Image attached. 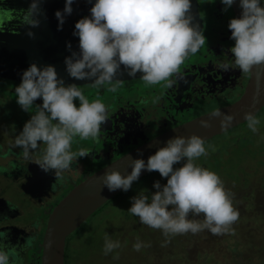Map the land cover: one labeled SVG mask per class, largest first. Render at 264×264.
I'll list each match as a JSON object with an SVG mask.
<instances>
[{"label": "clouds", "instance_id": "9594fccd", "mask_svg": "<svg viewBox=\"0 0 264 264\" xmlns=\"http://www.w3.org/2000/svg\"><path fill=\"white\" fill-rule=\"evenodd\" d=\"M39 2L34 0L29 10L21 14L22 23L39 26L40 21L36 19ZM221 2L230 8L235 0ZM73 3L74 0H66L64 13H72ZM191 7V0H96L91 17L75 25L74 35L79 37L80 52L66 58L67 72L77 80H93L94 87L111 85L107 91L116 92L123 83L117 79L123 65L131 77L143 73L141 79L147 86L171 88L175 83L173 77L180 73L187 58L197 54L206 42L199 26L192 24ZM240 7L241 18L231 19L228 25L231 39L235 41L230 51L234 68L247 74L254 66L264 65V6L261 0H240ZM64 13L56 12L61 30ZM234 68L222 65L225 72ZM15 94L25 112L31 113L38 99L43 101L14 138L13 147L22 149L26 160L38 152L40 158L33 163L45 172L55 170L58 179L62 178L78 158L90 154L86 149L72 151L76 138L99 142L101 126L108 120V108L99 98L90 101L81 87L65 86L55 67L46 66L41 70L36 64L31 65L24 71ZM212 116L222 117L223 130L231 128L235 120L233 115L221 111L213 112ZM244 119L253 133L259 131L261 121L255 114L245 113ZM200 123L204 128L211 127L207 121ZM207 155L203 138L197 135L175 137L150 156L147 163L143 159L134 160L130 165L133 170L127 177L118 170L106 172L103 184L110 191L127 192L143 170L159 172L167 179V184L162 186L156 181L155 193L148 195L144 190L133 197L128 209L131 215L138 217L141 224L162 231L166 238L204 230L224 235L232 231L240 213L234 207L233 194L220 176L196 163ZM181 162H184L182 167L174 168ZM201 215L202 220L190 219V216ZM150 246L138 239L133 248L140 251ZM120 247L119 241L105 234V255ZM9 250L14 252L17 247L0 242V264H11ZM118 258V255L114 257Z\"/></svg>", "mask_w": 264, "mask_h": 264}, {"label": "flooded vegetation", "instance_id": "af4514ba", "mask_svg": "<svg viewBox=\"0 0 264 264\" xmlns=\"http://www.w3.org/2000/svg\"><path fill=\"white\" fill-rule=\"evenodd\" d=\"M197 1L200 6V16L203 19L204 27L202 32L206 37V42L197 54L190 55L187 58L189 59V62H187L186 65V62H184L181 66L180 73L176 76L179 80H177L176 77H173L175 83L171 88L156 85V91H153L152 94L149 93L143 97L142 101L145 106H140L134 98L130 96L117 97L118 95L116 92L123 89H125L128 93L134 92V89H138L139 91L143 89V87L142 85H137L135 81H139L141 84H144L142 79L123 81L120 86L123 89L121 88L114 92L116 99L112 103H107L104 99L106 96L105 92L109 94V91L102 90L104 86H79L86 97L89 93L86 90L91 87L96 89L94 90L95 94L98 95V92L102 93V96L100 97L98 95L97 98H99L108 108V120L101 126L99 142L93 139L84 140L87 145L83 147V149H86L90 153L85 158L91 162V166L95 167L94 172L124 156L144 142L156 138L168 130L189 120L202 116L206 114L205 112L209 113L218 108L227 106L243 94L246 83L249 79V73L243 76H241L240 73L239 75L244 78L239 77V80L234 76L232 78H228V75H225V73L223 74L222 68L220 69L219 65H216L221 62L214 57L216 52L220 54L222 51H219L218 48H214L213 50L210 49L213 45L211 40L213 35L216 34L218 38H221L219 39L220 41L228 43L229 47L227 52L229 55L227 57L229 58L227 59V63L229 65H234V56L230 49L235 46V41L231 39L232 33L228 27L230 20L235 18L232 6L227 8L221 0H219V2L222 8L216 6L217 0ZM261 2L262 6H264V0H261ZM204 4L207 5V7H203ZM226 8L227 10H225ZM204 9H209L210 20L202 15V13H205ZM11 13L12 12L7 9H0V23L2 21L8 22L12 18ZM204 63L211 65L212 67H209L207 70L199 71L204 66ZM215 66H217L216 69ZM237 70L240 71L239 69ZM206 77L211 79L214 85L218 87L217 99L214 101V104L217 106H209L211 104L210 98L209 100H205L204 98L202 99L201 97L191 98L195 94L200 95L199 93L202 92L213 91L212 86ZM108 86L111 87V85ZM189 92H191V94H189ZM200 96L203 97L204 95ZM13 100L10 101L8 98L6 105L0 109V122L3 125L0 127V167L1 165L7 167L10 161H12L15 166L19 165V161H30L29 163H25L20 166L19 171L23 173L24 168L28 169L29 167H32L33 169H36L37 167H40L32 162L39 159V157L35 156L32 157L31 160H26L23 157H19L22 154V150L20 148L13 147L14 138L17 136L16 124L13 123V128H9L7 121L4 119L6 116L10 119L16 113V109L18 107L15 104H12ZM89 100L92 101L91 99ZM157 102H159L160 105L157 106L156 111L149 110V108L153 106L152 104H156ZM35 105L42 106V99L35 101ZM76 105L79 107V103L76 102ZM193 109L196 111L190 113ZM22 112L19 113L17 119L15 120V122H18V134L22 132L19 128L28 122L26 115ZM197 113L200 115L193 118L191 117L192 114L195 116ZM155 114H160V116ZM103 154H106L105 158L102 156ZM7 155H9V157L5 159ZM91 166L86 169H89ZM84 167L85 165L82 162L77 161L72 165V169L70 171L73 172L75 170H81L84 169ZM53 171L55 173V170ZM89 172H91V170ZM55 181H58V179H50L47 183L40 185L36 184L32 188L34 196H36L35 200H40L43 204L47 203L44 209H38L35 202L27 200H22V202L18 205L11 204V206L7 199L3 198V202L0 200V242L12 247H17V250L14 252L9 250L11 264H42L41 243L44 234L41 236V233L43 230L45 231L49 212H51L65 196V194H62L63 187L56 189L52 187ZM69 181L72 182V185L77 183V181L72 177H69ZM42 199L44 201H42ZM246 199H248V197ZM11 207H13V210L17 209L22 212L25 210L28 212H38L41 210L40 214L44 217V223L40 224L41 220L39 219L38 225H36L37 228L35 225L32 226L30 232L21 237L20 231L21 229H24L25 222L20 221L19 225L16 224L17 217H14L15 213H10V211H12ZM245 208H248V205ZM244 214H248L247 210L244 211ZM227 249H229V246ZM254 264H264V261H259Z\"/></svg>", "mask_w": 264, "mask_h": 264}, {"label": "water", "instance_id": "95a60500", "mask_svg": "<svg viewBox=\"0 0 264 264\" xmlns=\"http://www.w3.org/2000/svg\"><path fill=\"white\" fill-rule=\"evenodd\" d=\"M33 2L34 0H0V9L12 12V18L8 22L0 23V78L22 82L24 71L36 64L41 70L46 66L55 67L58 78L64 80L65 86L91 85L93 80L72 78L66 70L65 60L71 57L73 52H80L79 37L74 35L75 25L81 19L91 17V8L96 0H91V2L90 0H74L71 6L73 11L70 15L64 13L66 0H40L39 14L36 16V19L40 21L38 27H32L21 21V14L26 13ZM191 4L192 24L193 26L198 25L199 30L203 31L204 24L199 12V3L197 0H191ZM232 9L235 18H241L243 10L240 7V0H235ZM57 11L64 13L62 30L60 21L56 17ZM29 33L33 35L30 36ZM69 44L71 48L68 47ZM142 75L143 73H137L135 77H131L128 75V70L122 65L117 79L130 81L141 79ZM176 79L179 80L177 77ZM263 109L264 65H260L254 66L249 72V79L243 94L231 104L189 120L144 142L124 156L73 184L71 190L49 212L41 243L42 264H65L69 236L123 191L122 189L110 191L103 184L106 172L118 170L124 177H127L133 170L130 165L134 160L143 159L147 163L148 158L160 148L167 146L170 139L197 135L206 142L245 124V113L251 112L258 116ZM215 111L233 115L235 120L232 127L223 130L220 123L222 117L212 116ZM202 120L207 121L211 127H202L200 123ZM149 173L151 172L143 170L139 179Z\"/></svg>", "mask_w": 264, "mask_h": 264}, {"label": "rangeland", "instance_id": "374dc122", "mask_svg": "<svg viewBox=\"0 0 264 264\" xmlns=\"http://www.w3.org/2000/svg\"><path fill=\"white\" fill-rule=\"evenodd\" d=\"M216 6L221 7L219 0L216 1ZM203 7H207V5L204 4ZM204 11L207 15L205 13H202V15L204 17H207L208 20H210L209 9H204ZM207 25H208V21H207ZM219 39H221V38H218V36L216 34L213 35V38L211 40V43H213V45L210 47V49L213 50L214 48H218L219 51H222V53H220V54H218V52H216L214 54V57L219 62H221L220 64H216V65H219V67L221 69L222 65H223V61H224V64H228L227 59L229 57H227V56L229 54L227 52V49H228L229 45H228V43L222 42ZM185 62H186L185 63V65H186L187 62H189V59H187ZM232 66L234 68V65H232ZM209 67H212V66L204 63V66L199 71L207 70ZM216 68H217V66H215V69ZM224 73H225V75H228L227 76L228 78H232L234 76L238 80H239V77L244 78L241 76L245 75L235 68L230 69L227 72L223 71V74ZM240 73H241V76L239 75ZM201 75H202V73H201ZM206 78L209 81L210 85L212 86L213 91L199 93L200 95H204L203 97L198 95V94H195L191 98L201 97L202 99L204 98L205 100H209V98H210L211 104L209 106L213 107V105L214 106L216 105V104H214V101H216V99H217L218 87H216L214 85V83L211 81V79H209L208 77H206ZM135 83H137V85H142L143 89H141L139 91H138V89H134L135 90L134 92L128 93L125 91V89H123L122 87H119L118 90L121 88L123 90H120V91L117 90L118 91V92H116V94L118 95L117 97H119V96H122V97L130 96V97L134 98L135 101H137L140 106H145V104L142 101L143 97L148 95L149 93L152 94L153 91H156L157 90L156 85L155 86H147L145 83H144L145 84L144 85V84H141L139 81H135ZM19 85L20 84H18V86ZM12 87L16 88L17 83L1 82L0 94L2 96L4 94V97L0 98V109L6 105L8 98L10 101H11V99L14 98V100L12 101V104H15L18 107L16 109V113L10 119L7 118V116L4 119L7 121L9 128H13V123L16 124V130H17L16 135L18 136L19 135L18 134V122H15V120L17 119L19 113L24 111V110L17 103V96L15 94V89H13ZM108 87L109 86L106 85L103 87L102 90H107ZM2 89L3 90L9 89L10 91L4 93L2 91ZM94 90H96V89H94L92 87L86 90L87 92H89L87 95L88 99L94 100L98 97V95L100 97L102 96V93H100V92H98V95L95 94ZM109 94L107 92H105L106 96L104 99L106 100L107 103H112L116 99V95L114 94V92H112V93L109 92ZM189 94H191V92H189ZM76 102L79 103V100H76L75 103ZM42 103H43V101H42ZM40 104H41V102H40ZM34 105H35V103H34ZM152 105L153 106H151L149 108V110L156 111V108H157V106L160 105V103L157 102L156 104L153 103ZM35 106L30 110L31 113L25 112V111L22 112L24 115H26L28 121L31 119V115L35 114V111H36ZM194 111H196V110L193 109L190 111V113H193ZM206 111H208V110H206ZM205 113H207V112H205ZM155 115L160 116V114H155ZM199 115H200L199 113H197L195 116H194V114H192L191 117L193 118V117H197ZM260 115H264V109ZM257 118H259V116ZM0 119H1V117H0ZM21 123H23V122H21ZM24 125L25 124H23L19 129L23 131ZM2 126L3 125L0 122V127H2ZM249 133H250V129L246 126V124L239 126V128H236V129L233 128L231 130L226 131L221 136L219 135L218 137L215 138L216 140L214 143L219 144L220 146L216 147L214 149V152L208 153V155L206 157H200L196 161V163H198L202 160L203 161L205 160L206 162H208V164L205 163V165L208 166V167L206 166V168H208V169L213 168V167H217V172L219 173L220 178L224 182L226 189H228L233 194V202H234V207L236 209H243L247 205H249L250 199L249 198L246 199V198L251 193L249 185L254 184L253 180H255V178L253 179V177H252V179H251L250 177H248L246 175L243 177L241 176L240 183L237 184L234 181L233 175H231V174L233 172L236 174L240 171V169L238 167H236V165L241 166L243 168V170L246 169L247 168L246 165L249 166L252 163L250 155H257L259 152L256 151L253 153L251 151V149H249V151H251V154H248V152L245 153L244 158H241V156H239V155L233 156V158L231 159V162H229V165H226V166H210L209 164H212L213 160H215V159H212L213 155L219 157L220 153H222V155L224 154V151H223V150H225L224 145H228V143H230L231 145H234V146L238 145V147H246L247 142L245 140L248 139ZM256 133L259 134L256 136L257 140H258V141H256V143L260 146L261 145L264 146V127ZM84 142H85L84 140H80L79 138H76L73 142V145H72V151L76 152V151H79L80 149H82L86 145V143H84ZM216 144H215V146H216ZM215 146H213V147H215ZM249 148H251V147L249 146ZM263 153H264V151H263ZM105 155L106 154H103L102 156L105 158ZM15 156L18 157L17 155H15ZM35 156H38L40 158L38 152L36 154H34L32 157H35ZM8 157H9V155H7L5 157V159H7ZM19 157H23L22 154ZM77 161H80L85 165L84 169L75 170L73 172L65 171L62 174V178H59V179L53 170L45 172L44 170L41 169V167H37L36 169H33L32 167H29L28 169L24 168L23 173L21 171H19L21 165H24L25 163H29L30 161H25V162L19 161L18 166H15L12 163V161H10V163L7 167H4L1 165V167H0V200H1V202H3L2 200L7 199L10 202V206H11V204L18 205L19 203L22 202V200H27V201L35 202L37 204L36 207L38 209H40V208L44 209L45 205L47 203L43 204V202H41L40 200H35L36 196H34L32 188L36 184L37 185L45 184L50 179H52V180L58 179V181H55L53 184L54 189L59 188V187H61V188L63 187V193L62 192L61 193L63 195L64 194L66 195L72 188V182L69 181V177H72L77 182H79L85 176L92 174L95 170V167L91 166V162H89L85 157L78 158ZM32 162H34V161H32ZM183 163L184 162H181L180 164L174 165V168L182 167ZM89 166H91V167L89 169H86ZM90 170H91V172H89ZM229 175H231V179L224 181V178L226 176H229ZM256 177L259 178V174L256 175ZM263 178H264V173H263ZM156 181H159L162 186L167 184V179L161 177L159 172H152V173L148 174L147 176H145L144 178L139 179L136 183H134L132 185V188L129 191L122 192L116 199H114V201L107 203L101 209H99L84 224L86 228L83 225L85 234H87V231L89 234L92 233V229H90L91 227H94L95 230L93 231V233L91 235H87L86 237H85L84 232H83L82 234L78 235L76 238H73L72 244H74V247H77V250L85 247L86 252L91 253L93 250L94 243H95V237H96V230L97 229H99L102 233V234L98 235V240H97V243H99L100 247H102L104 240H105V233L107 232V230L111 231L114 229H118L117 227L121 223L120 222L121 213H123L124 210H127L132 206V203H131L132 198L139 195V193L141 191H144V190H147L146 194H148V195L155 193L156 189L153 187V185ZM42 201H44V200L42 199ZM11 209H12V211H10V213H15L14 217H17V219H16L17 225H19L20 221L25 222L24 229H21V231H20L21 237L24 236L25 234H28L30 232L32 226L35 225V227L37 228L36 225H38L39 219L41 220L40 224L44 223V217H42L40 214L41 210L38 212L37 211L36 212H28L27 210L22 212V211H19L17 209L13 210V207H11ZM245 209L248 210V208H245ZM262 209L264 210L263 206H262ZM250 211H251V208H250ZM250 216L251 215L244 214V211H243L240 214L239 220L232 227L244 228V229L249 227ZM256 229L258 231H260L259 226L256 227ZM246 230H248V229H246ZM246 230H244L242 232H245ZM145 233H146V231L142 232V234L144 235L145 244L151 245L150 247H145L146 250L147 251L153 250V251H151L152 252L151 255L154 258L161 259L162 261H163V257L165 256L166 250L164 252L161 251L163 249V247L160 246V243L167 245L171 242V240H176L181 236V235L170 236L169 238H171V239H168L162 234V231L155 230V229L151 230L149 228H148L147 235H145ZM199 234L202 235L204 237V239L205 238H208V240L216 239V238H214V236L210 235L207 230L199 232ZM161 235L164 236L166 239L161 237ZM175 237H178V238H175ZM40 238H41V236H40ZM90 238L92 239L91 242H89ZM101 239L103 240V242L101 241ZM127 240H131L130 237L126 238L121 243L120 248L114 250L118 253V257H119V254L127 253V252H129L132 255H137L134 248H133V245L131 243L127 242ZM208 240H204V241H208ZM180 241H181V239H178V241H177L178 247L181 246ZM155 245H156V248L154 247ZM228 246H229V244L225 243L226 249ZM148 261L152 262L151 258H148L146 260V264H149Z\"/></svg>", "mask_w": 264, "mask_h": 264}, {"label": "trees", "instance_id": "16d2710c", "mask_svg": "<svg viewBox=\"0 0 264 264\" xmlns=\"http://www.w3.org/2000/svg\"><path fill=\"white\" fill-rule=\"evenodd\" d=\"M1 82H14L17 83V87L18 84L21 83L0 78V85ZM2 91L5 93L7 91L9 92L10 90L2 89ZM2 97H4V94L3 96L0 94V98ZM260 114L258 115L261 121L258 126L259 131L264 127V115ZM236 128H239V126ZM257 135L259 134L253 133L250 130L248 139L245 140L247 142L246 147H238V145L234 146L230 143H228V145H224V154L222 155V153H220L219 157L213 155L212 159L215 160H213L212 164H209L210 166H226L229 165V162H231L233 156L239 155L241 158H244V154L247 152L248 154H251V151L253 153L256 151L259 152L257 155H250L252 163L249 166L246 165V169L243 170L241 166L236 165L240 171L236 174L234 172V174H231L233 175L234 181L237 184L240 183L241 176L243 177L245 175L251 179L253 177V179L255 178L256 180H253L254 184L249 185L251 192L248 196L250 199L248 205L249 211L245 208L238 209L240 214L247 210V212H249L248 215H251L249 227L245 229L232 227V231L224 235H213L207 230L210 235L216 238L210 240H208V238L204 239V237L199 233H188L181 235L179 238L175 237L181 239L180 247L177 246L178 239L171 240V242L167 245L160 243V246L163 247L161 251L164 252L166 250L162 261L161 259L154 258L151 255V251L153 250L147 251L145 247H142L140 251H135L137 255H132L129 252L119 254L118 259H114V257L118 255L116 251L105 255V240L102 247H100V244L97 243L98 235L102 234L99 229L96 230L95 243L91 253H87L85 247L77 250V247H74V244H72L73 238H76L83 232L86 237L87 235H91L95 230L94 227H91L90 229H92V233L89 234L87 231V234H85L83 225L87 222L86 221L76 232L71 234L67 240L65 264H146V260L148 258H151L152 260V262L148 261L149 264H254L259 261H264V210L262 209V206L264 207V146H260L256 143V141H258L256 137ZM215 138L205 142V147L208 153L214 152V149L220 146L219 144L214 143L216 140ZM249 146L251 148H249ZM249 149H251V151H249ZM205 163L208 164V162L202 160L197 164L206 168L207 165H205ZM209 170L219 175L217 172V167L210 168ZM258 174L259 178L256 177ZM231 175L226 176L224 181L230 180ZM118 196L111 199L108 203L114 201V199H116ZM190 219L202 220L203 215L200 217L190 216ZM120 222V225L117 227L118 229L111 231L107 230L106 232L108 235H110V238L113 241H119L121 244L126 238L130 237L131 240H127V242L131 243L132 245L137 243L138 239L140 242L145 244V239L142 232L146 231L145 235H147L149 227L141 224L138 217L131 215L127 209L121 213ZM258 226L260 227V231L256 229ZM149 229L152 230V228ZM244 230L246 231L242 232ZM43 234L44 230L42 231L41 236ZM161 237L165 238L162 235ZM168 239L171 238L168 237ZM91 240L92 239L90 238L89 242H91ZM101 241L103 242L102 239ZM225 243L229 244V249L225 248ZM154 247L156 248V245Z\"/></svg>", "mask_w": 264, "mask_h": 264}]
</instances>
